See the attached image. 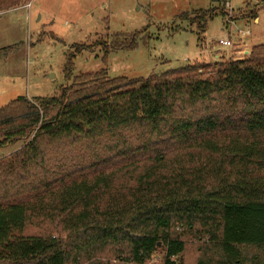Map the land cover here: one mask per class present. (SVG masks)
<instances>
[{"label":"trees","instance_id":"trees-1","mask_svg":"<svg viewBox=\"0 0 264 264\" xmlns=\"http://www.w3.org/2000/svg\"><path fill=\"white\" fill-rule=\"evenodd\" d=\"M213 12L176 18L205 30ZM147 31L101 43L104 62ZM18 141L8 166L23 188L0 203V264H145L160 248L163 264H184L191 241L196 264H264V42L244 58L138 78L103 68L58 96H21L0 108V149Z\"/></svg>","mask_w":264,"mask_h":264},{"label":"rangeland","instance_id":"rangeland-1","mask_svg":"<svg viewBox=\"0 0 264 264\" xmlns=\"http://www.w3.org/2000/svg\"><path fill=\"white\" fill-rule=\"evenodd\" d=\"M14 2L0 7V108L21 96H58L81 73L106 68L111 77H148L191 62L244 58L253 45L264 42V0H27L12 6ZM211 9L216 14L205 30L176 18L185 11ZM144 27L148 31L136 37L138 48L114 51L104 62L101 43L128 42L132 32ZM118 33H125L126 40ZM220 39L231 40L233 46L220 44ZM77 44L87 48L71 58L67 80L66 64ZM22 144L0 149V159L7 160V166L0 163L2 206L15 204V189L23 188L17 181L23 171L8 166ZM36 230L29 227L27 232ZM190 244L181 256L184 264H196L198 253L195 243ZM163 257L160 248L145 264H163Z\"/></svg>","mask_w":264,"mask_h":264},{"label":"built area","instance_id":"built-area-1","mask_svg":"<svg viewBox=\"0 0 264 264\" xmlns=\"http://www.w3.org/2000/svg\"><path fill=\"white\" fill-rule=\"evenodd\" d=\"M219 43L224 45V46H227V47H232L233 46L232 41L229 40V39H220Z\"/></svg>","mask_w":264,"mask_h":264},{"label":"crops","instance_id":"crops-1","mask_svg":"<svg viewBox=\"0 0 264 264\" xmlns=\"http://www.w3.org/2000/svg\"><path fill=\"white\" fill-rule=\"evenodd\" d=\"M257 22H259V19H256V23H257ZM219 57H220V55L217 56V58H219Z\"/></svg>","mask_w":264,"mask_h":264}]
</instances>
